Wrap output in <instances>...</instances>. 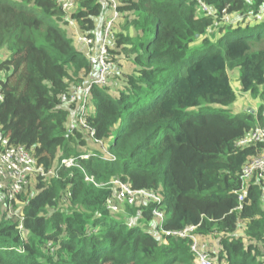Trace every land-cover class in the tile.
<instances>
[{"label": "trees", "instance_id": "obj_1", "mask_svg": "<svg viewBox=\"0 0 264 264\" xmlns=\"http://www.w3.org/2000/svg\"><path fill=\"white\" fill-rule=\"evenodd\" d=\"M201 1L215 18L198 11V0H116L110 76L120 75L121 57L133 68L116 91L110 76L92 85L83 127L81 98H60L92 82L97 68L60 3L0 0V50L8 51L0 58V132L58 172L35 176L17 194L16 219L2 210L0 264H195L191 238L162 233L154 208L170 212L166 230L196 225L212 243L213 264L264 263V181L252 176L238 198L242 168L264 142L236 144L264 125V103L254 112L228 108L236 98L232 72L242 91L264 96V0ZM74 4L79 32L99 41L112 2ZM64 157L77 165L59 166ZM115 178L162 200L109 210Z\"/></svg>", "mask_w": 264, "mask_h": 264}, {"label": "built area", "instance_id": "obj_2", "mask_svg": "<svg viewBox=\"0 0 264 264\" xmlns=\"http://www.w3.org/2000/svg\"><path fill=\"white\" fill-rule=\"evenodd\" d=\"M112 2L113 14L107 19L103 28L102 37L99 41L92 37L81 34L78 30L77 23L71 18V13L74 10V0H58L63 11V17L68 27L74 31L76 42L85 49V56L88 60L96 66L97 75L86 86H73L65 94L61 95V102L65 104H72L81 98L78 110V123L83 127H87L86 115L88 114V104L90 98V90L93 84L104 85L108 77L112 74V61L109 58V48L114 45V37L112 34V25L114 19L117 18L116 0H109ZM198 10L206 12L208 15H213V12L201 1L198 0ZM264 14V7L261 9ZM222 19L229 20L225 9L222 10ZM4 99L2 88L0 85V102ZM93 135V131L91 132ZM98 141V140H96ZM264 142V125H257L250 130L244 137L239 139L236 143L238 146L249 145L254 142ZM82 158H88L89 154L81 155ZM77 165L76 159L73 157L61 158L59 166L69 168ZM257 176L264 181V149L259 156H255L252 160L246 163L242 168L241 178L244 182L239 194V202L244 198L246 192L245 183L252 176ZM35 176L41 177H57L58 172L56 168L45 170L42 166L37 164L36 159L32 156L29 150L23 145H10L6 137L0 132V192L5 193L7 203L6 209L12 207V202L24 187H26L30 180ZM85 181L94 182L92 175H85ZM96 185H101L95 183ZM111 195L107 199V208L114 212L120 211L121 205H132L142 200H151L153 202H161L162 195L158 192L149 191L146 189H133L130 185L122 180L115 178L110 182ZM241 207V205H240ZM153 223L157 224L160 231L166 235H173L175 237H189L192 240L191 250L194 254L195 264H213L210 253L208 251V242L202 234H198L196 225H188L182 230H166L162 227V221L165 214L162 210L154 208ZM131 224V222H130ZM209 253V254H208ZM261 258L264 260V247L261 250ZM264 264V263H263Z\"/></svg>", "mask_w": 264, "mask_h": 264}, {"label": "rangeland", "instance_id": "obj_3", "mask_svg": "<svg viewBox=\"0 0 264 264\" xmlns=\"http://www.w3.org/2000/svg\"><path fill=\"white\" fill-rule=\"evenodd\" d=\"M197 5H198V3H197ZM262 7H264V5ZM197 8H199V5L197 6ZM198 11H201V10H198ZM262 15H264V14H261V16ZM211 16L215 18L214 13ZM228 16H229V20L227 21V23L231 21L230 15H228ZM7 56H8V51L6 49L0 50V58H6ZM132 68H133V65H131L129 63V60H126L124 57L123 58L121 57V60L119 62L120 75H118L117 77H114V78H111V76H110V78L108 79L109 85L111 86L113 91H116V88L121 86V84H122V81H121L122 80L121 79L122 73L123 72H129ZM230 78H231L232 88L235 90V93H236V98H235L234 102L231 103L228 107L230 114H234V113L242 111V110H247L248 108H252L253 110H256V109H258L260 103H262V102L264 103L263 94L258 95L256 97V96L252 95L251 92L242 91L240 89V87H239L240 84H239L238 79L236 78V73H234V72L230 73ZM82 149H84V148H82ZM122 206L123 205H121V207H120L121 210H122ZM15 207H18L17 203H16ZM2 210L3 211L6 210L8 215L13 216L12 218L16 219V216L14 215V211H13V205L10 209H8V208L6 209L5 205H3V203H1V201H0V219L2 217H4V215H5L2 213L3 212ZM165 212H166L165 215L169 216L170 212L166 211V210H165ZM237 232H242L241 228H239L237 230ZM211 245H212V243L209 246H211ZM209 257H211V254L209 255ZM211 259H212V257H211ZM212 262H214V261H212Z\"/></svg>", "mask_w": 264, "mask_h": 264}, {"label": "crops", "instance_id": "obj_4", "mask_svg": "<svg viewBox=\"0 0 264 264\" xmlns=\"http://www.w3.org/2000/svg\"><path fill=\"white\" fill-rule=\"evenodd\" d=\"M71 31V30H70ZM0 201H1V203H2V201H3V195H2V193L0 192Z\"/></svg>", "mask_w": 264, "mask_h": 264}, {"label": "water", "instance_id": "obj_5", "mask_svg": "<svg viewBox=\"0 0 264 264\" xmlns=\"http://www.w3.org/2000/svg\"><path fill=\"white\" fill-rule=\"evenodd\" d=\"M248 110H249L250 112H254V110H253L252 108H248Z\"/></svg>", "mask_w": 264, "mask_h": 264}]
</instances>
